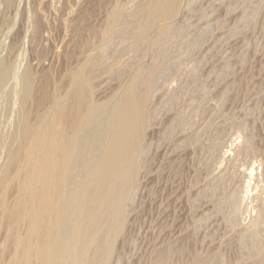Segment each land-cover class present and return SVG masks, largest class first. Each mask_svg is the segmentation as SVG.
<instances>
[{
	"label": "rangeland",
	"instance_id": "374dc122",
	"mask_svg": "<svg viewBox=\"0 0 264 264\" xmlns=\"http://www.w3.org/2000/svg\"><path fill=\"white\" fill-rule=\"evenodd\" d=\"M137 1L147 0H0V69L10 74L0 86V168L19 140L25 90L19 81L27 67L34 76L28 103L34 120L49 105L47 86V93L56 85L64 91L70 72L94 55L95 99L104 114L80 136L84 148L73 182L86 180V164L99 161L108 116L143 70L151 86L150 124L138 156L145 165L108 263L264 264V0H185L170 23L173 32L138 48L131 36ZM118 6L123 14L108 37V16ZM235 190L233 207L228 196ZM14 198L12 192L9 201ZM251 233L257 242L246 238Z\"/></svg>",
	"mask_w": 264,
	"mask_h": 264
},
{
	"label": "bare ground",
	"instance_id": "6f19581e",
	"mask_svg": "<svg viewBox=\"0 0 264 264\" xmlns=\"http://www.w3.org/2000/svg\"><path fill=\"white\" fill-rule=\"evenodd\" d=\"M184 1L147 0L142 6L137 1V6L141 7L136 16H133L137 23L135 26L133 25L135 21L132 23L134 35H131L135 36V47L138 48L150 41L156 44L173 32L174 27L170 23L181 13ZM121 7L118 6L111 11L104 35L109 37L112 34L113 24L119 15L123 14ZM130 27L132 30V26ZM153 31L154 40L150 38ZM135 47L133 48L136 49ZM92 56L93 58L90 56L84 59L79 69L68 73L70 77L66 79L69 82L66 81L68 85L64 91V85L61 87L55 84L56 86H52L53 89L47 93L49 90L47 86L43 97L48 99L49 105L46 109L45 105H42L44 109L36 111V115H33L34 120L30 119L33 110L28 106L35 91L34 76L28 67L23 74L20 73L23 81L19 82L24 83L25 90L20 98L22 113L19 126L16 125L18 134L14 132L15 135H19V140L15 146H8L11 149L9 155L5 153L8 155L7 163L0 168V234L5 233L0 264H109L108 260L113 255L116 240L124 231L126 221L124 217H127L123 215L122 210L133 195L140 168L145 165V162L144 164L142 162L144 158L139 160L138 156L141 150L143 151L150 124L147 112L151 86L144 78L143 70L137 71L126 85L109 118L107 117L105 142H102L99 161L93 165L91 162L86 164L87 173L84 181L87 184L83 183L81 176L75 178L73 182V177L79 175L78 173L75 176L81 165L80 155L83 153L80 154L81 146L84 148L80 136L98 124L100 115L104 114H100V108L104 105L100 106L95 99V75L98 72L94 73L95 60L93 54ZM3 69H0V86H4L1 83L5 84L7 78L5 82L3 79L8 75L2 71ZM66 82L63 83L67 84ZM85 148L89 150V144H86ZM83 184L87 185L88 191L85 192ZM82 189H85L86 195ZM12 192L15 193V198L10 202L9 195ZM232 192L228 198L234 205L237 201L236 190ZM82 194L85 198L81 197ZM71 235L74 237L73 241L68 238ZM255 236L251 233L246 238L254 243L258 241Z\"/></svg>",
	"mask_w": 264,
	"mask_h": 264
}]
</instances>
